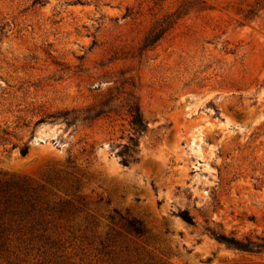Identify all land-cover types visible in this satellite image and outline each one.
Returning <instances> with one entry per match:
<instances>
[{"label": "rangeland", "instance_id": "374dc122", "mask_svg": "<svg viewBox=\"0 0 264 264\" xmlns=\"http://www.w3.org/2000/svg\"><path fill=\"white\" fill-rule=\"evenodd\" d=\"M130 84L148 131L125 167ZM69 159L101 233L114 210L144 223L138 259L264 264L207 231L264 243V0H0V180ZM83 237L67 256L108 264Z\"/></svg>", "mask_w": 264, "mask_h": 264}, {"label": "trees", "instance_id": "16d2710c", "mask_svg": "<svg viewBox=\"0 0 264 264\" xmlns=\"http://www.w3.org/2000/svg\"><path fill=\"white\" fill-rule=\"evenodd\" d=\"M259 4L260 1H257L249 7L248 17L256 16ZM158 39L151 40V43ZM130 89L126 108L132 134L129 142L123 146L124 150L117 154L125 167L141 161L138 136L148 131V124L135 96V85L130 84ZM21 153L25 156L28 147L24 146ZM75 168V162L69 159L66 169L57 171L52 179L47 178L41 183L26 177L0 180V264H29L31 260H37V264H82L83 259L75 262L67 256L72 246L66 247L67 240L69 237L76 239L78 233L84 235V241L92 247L95 252L93 257L102 262L153 264L138 259L139 249L133 239H143L147 235V228L140 220L114 210V215L109 217L108 231H99L97 219L87 212L85 199L78 195L80 179L67 171ZM59 184L68 186L72 192L57 188ZM83 215V222L78 223V218ZM180 217L186 224L195 226L190 213L183 211ZM207 231L218 243L228 248L247 253L264 251V243L253 238L239 239L213 228ZM66 233L69 234L67 238Z\"/></svg>", "mask_w": 264, "mask_h": 264}]
</instances>
